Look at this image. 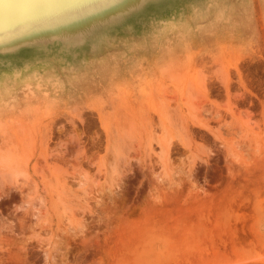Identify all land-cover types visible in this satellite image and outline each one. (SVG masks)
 <instances>
[{
    "label": "rangeland",
    "instance_id": "obj_1",
    "mask_svg": "<svg viewBox=\"0 0 264 264\" xmlns=\"http://www.w3.org/2000/svg\"><path fill=\"white\" fill-rule=\"evenodd\" d=\"M71 1L0 34V264H264V0Z\"/></svg>",
    "mask_w": 264,
    "mask_h": 264
},
{
    "label": "bare ground",
    "instance_id": "obj_2",
    "mask_svg": "<svg viewBox=\"0 0 264 264\" xmlns=\"http://www.w3.org/2000/svg\"><path fill=\"white\" fill-rule=\"evenodd\" d=\"M26 0H0V34L3 32V35L6 34L4 28L8 26V30L14 31L18 29L20 26L24 25L25 23H29L32 21H37L43 19L46 16H51L53 13H57V11L63 9L56 8L53 12L49 14L44 11L40 10L38 14L31 16L26 11V8L22 5L23 2ZM76 0L71 1L72 7L70 8L69 12H75L79 10L78 6L75 4ZM103 0H93V3H98ZM82 7L80 9L87 8V4L90 3V0H84L82 2ZM68 12V10H66Z\"/></svg>",
    "mask_w": 264,
    "mask_h": 264
}]
</instances>
